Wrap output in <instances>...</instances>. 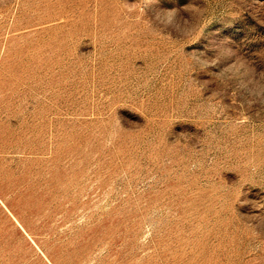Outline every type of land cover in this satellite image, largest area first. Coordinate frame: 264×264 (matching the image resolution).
Instances as JSON below:
<instances>
[{"label":"rangeland","instance_id":"1","mask_svg":"<svg viewBox=\"0 0 264 264\" xmlns=\"http://www.w3.org/2000/svg\"><path fill=\"white\" fill-rule=\"evenodd\" d=\"M0 264H264V0H0Z\"/></svg>","mask_w":264,"mask_h":264}]
</instances>
